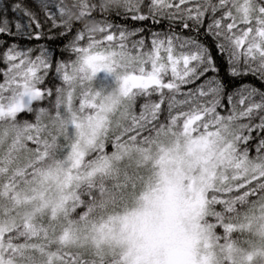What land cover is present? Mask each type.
Listing matches in <instances>:
<instances>
[{"label": "snow or ice", "instance_id": "obj_1", "mask_svg": "<svg viewBox=\"0 0 264 264\" xmlns=\"http://www.w3.org/2000/svg\"><path fill=\"white\" fill-rule=\"evenodd\" d=\"M0 264H264V0H0Z\"/></svg>", "mask_w": 264, "mask_h": 264}, {"label": "trees", "instance_id": "obj_2", "mask_svg": "<svg viewBox=\"0 0 264 264\" xmlns=\"http://www.w3.org/2000/svg\"><path fill=\"white\" fill-rule=\"evenodd\" d=\"M36 2L39 3V0H36ZM130 26H132V27H137V28L143 26V27H145V28H150V29H152L153 31L157 30L156 27H153V25H152L151 23L147 22V21H145V22H143V23H140V22L130 23ZM28 43H30V42H28ZM254 135H255V133H254Z\"/></svg>", "mask_w": 264, "mask_h": 264}]
</instances>
